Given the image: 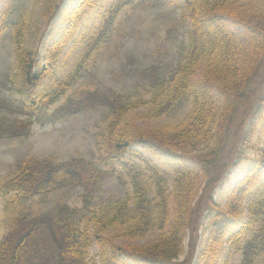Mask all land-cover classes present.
<instances>
[{
  "label": "trees",
  "instance_id": "1",
  "mask_svg": "<svg viewBox=\"0 0 264 264\" xmlns=\"http://www.w3.org/2000/svg\"><path fill=\"white\" fill-rule=\"evenodd\" d=\"M134 1L42 0L47 24L64 23L46 50L27 44L31 24L23 10L17 15L9 7L1 12L0 40L8 31L13 33L15 66L8 80L22 97L14 110L26 116L13 133H27L32 121L53 124L84 106L83 100L70 96L59 101L80 77L82 60L98 54L116 30L121 11ZM183 1V15L191 27L174 70L152 83L149 97L119 93L111 97L101 160L111 168L120 167L131 190L94 210L82 227H67L64 241L57 239L55 264H88L93 243L100 264H221L226 248L236 245L242 264H258V257H264V0L244 10L243 0ZM96 16L100 23L86 33ZM231 18L243 28L245 44L231 28ZM80 41L85 46L78 66L62 75V61ZM186 101L190 108L182 121L129 130L130 111L148 106L149 117L170 119ZM192 166L204 180L199 193ZM243 166L244 175L224 200L217 199L215 189ZM88 170L92 184L100 179L102 170L95 166ZM67 175L74 179L66 182L76 181L75 172L54 157H25L2 184L1 221L7 223L9 212L44 190L55 189ZM38 218L25 230L24 221L15 219L14 229L0 238V264L29 261L41 227ZM204 224L206 236L198 246L196 238ZM112 228L128 239L158 234L151 242L121 245L105 234Z\"/></svg>",
  "mask_w": 264,
  "mask_h": 264
},
{
  "label": "rangeland",
  "instance_id": "2",
  "mask_svg": "<svg viewBox=\"0 0 264 264\" xmlns=\"http://www.w3.org/2000/svg\"><path fill=\"white\" fill-rule=\"evenodd\" d=\"M262 2L243 0L241 9H250ZM8 7L16 15L21 10L26 13L27 21L31 24L27 42L30 47L46 50L59 37L64 23L56 20L47 24L42 17V0H0V14ZM183 8V0H135L134 5L124 7L117 18L113 35L102 44L97 55L82 60L80 77L59 101V104L63 103L70 96L76 101L83 100L84 106L53 124L41 125L32 121L27 133L20 135L13 133V130L19 129V122L26 116L14 108L22 97L8 80L15 66L12 31H8L0 40V217L3 207L2 184L25 157L31 154L37 157H54L56 161L64 162L76 176L75 182H66L74 179L72 175H67L55 189L40 192L23 201L14 208V212L8 213V222L0 227V238L6 231L14 229L15 219L21 218L24 221L25 230L32 219L35 222V218L39 217L36 223L41 227L35 233L31 257L28 262L23 261L21 264H55L60 243L57 239L64 241L71 225L79 224L82 227L94 210L103 209L130 192V185L121 168H111L101 160L106 144L110 103L113 99L111 97L115 93L131 95L133 98L149 97L152 83L168 77L174 70L175 63L187 45L191 27L190 19L183 15ZM100 21V16L90 20L86 33L91 32ZM229 24L244 43V30L240 24L232 18ZM74 39L67 44L63 56L69 51ZM84 46L85 42L80 41L68 53V57L61 63L62 75L78 66ZM82 87L89 88L84 92ZM59 104L56 103L53 108ZM189 108L190 101H186L172 118L154 119L149 117L148 106H140L128 113L129 130L133 132L144 127L176 124L186 117ZM143 151L163 166L151 153ZM90 166L102 170L100 179L93 184L88 170ZM192 167L196 177L195 190L199 193L204 180L198 167ZM245 172L246 166H243L230 175L228 182L218 186L215 189L217 199L224 200L227 191ZM205 227L204 224L196 238L198 246L206 236ZM105 234L125 245L151 242L158 232L152 231L138 239L121 237L114 228ZM92 238L94 239L93 236ZM235 247L226 248L221 264H242L240 246ZM97 252L96 243L91 244L88 249V264H100ZM257 261L258 264H264V257H258Z\"/></svg>",
  "mask_w": 264,
  "mask_h": 264
},
{
  "label": "bare ground",
  "instance_id": "3",
  "mask_svg": "<svg viewBox=\"0 0 264 264\" xmlns=\"http://www.w3.org/2000/svg\"><path fill=\"white\" fill-rule=\"evenodd\" d=\"M228 182V181H227Z\"/></svg>",
  "mask_w": 264,
  "mask_h": 264
}]
</instances>
